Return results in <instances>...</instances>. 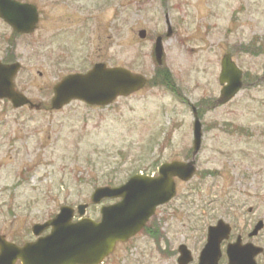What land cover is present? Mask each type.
Segmentation results:
<instances>
[{
    "label": "rangeland",
    "instance_id": "rangeland-1",
    "mask_svg": "<svg viewBox=\"0 0 264 264\" xmlns=\"http://www.w3.org/2000/svg\"><path fill=\"white\" fill-rule=\"evenodd\" d=\"M28 1L43 10L36 32L11 41L0 19V61L12 55L19 60L17 88L43 104L41 110L14 108L0 99V234L19 245L34 238L33 224L55 216L62 205L91 203L95 188L117 186L135 173L152 175L165 161L187 160L191 105L219 96L225 53L254 79L264 72V0ZM76 11L89 21L73 38ZM168 22L173 33L165 37V64L178 93L156 85L108 107L74 101L50 109L53 86L90 69L97 54L108 53V61L118 64L123 49L126 67L150 79L156 66L150 44L165 35ZM62 47L71 50L64 58L58 56ZM201 120L197 173L188 182L177 180V196L154 217L171 245L195 247L196 260L208 226L219 219L243 235L264 221V82L206 109ZM254 241L264 247V228ZM175 257H164L154 241L138 236L105 264H176ZM257 262L264 264L260 257Z\"/></svg>",
    "mask_w": 264,
    "mask_h": 264
},
{
    "label": "water",
    "instance_id": "water-1",
    "mask_svg": "<svg viewBox=\"0 0 264 264\" xmlns=\"http://www.w3.org/2000/svg\"><path fill=\"white\" fill-rule=\"evenodd\" d=\"M0 17L10 22L19 32H31L38 21L36 8L30 4H21L11 0H0ZM172 28L169 24L167 35ZM146 37V30L139 32ZM156 61L162 65L164 55L163 36L156 39L154 46ZM20 63L4 64L0 62V98L11 100L14 106L30 104L39 108L40 104L32 103L26 95L16 89L15 77L20 70ZM243 72L226 54L222 59L221 84L228 83L222 90L217 104H224L232 99L243 87ZM264 78V77H263ZM147 79L134 74L125 68H107L97 64L85 74L66 76L54 88L52 108L59 109L73 99H80L92 105H107L118 95H129L142 88ZM194 150L191 160L187 162L172 161L164 163L157 177L135 175L120 187H100L92 195L93 202H100L105 197H123L120 203L103 208V219L99 223L90 220L72 224L73 209L63 206L55 220L43 225L36 224L35 234H40L44 226H53L52 233L39 238L34 243L18 247L0 236V264H15L17 259L22 264H98L113 251L119 240H128L135 235L155 213L156 208L169 202L176 195L175 177L189 181L196 172V155L202 144V123L194 108ZM86 205H79L80 215L84 214ZM263 228L259 222L251 235L258 234ZM231 232L229 224L220 220L210 226L208 242L201 252L199 264H218L221 256L220 243ZM262 248L253 244L245 246L238 242L228 248V264H256L255 257ZM190 252L183 246L180 264H188Z\"/></svg>",
    "mask_w": 264,
    "mask_h": 264
},
{
    "label": "flooded vegetation",
    "instance_id": "flooded-vegetation-1",
    "mask_svg": "<svg viewBox=\"0 0 264 264\" xmlns=\"http://www.w3.org/2000/svg\"><path fill=\"white\" fill-rule=\"evenodd\" d=\"M20 2H31V1H28V0H18ZM33 3V2H31ZM83 5V7L85 6L84 4H81ZM38 8V13H39V23L37 25V27L39 28L41 26V24H43V21H44V15H43V10L41 9L40 6H37ZM98 10V9H97ZM76 13V14H74ZM73 14V17L71 18L70 20V23L72 24V32H71V35L73 36V38H76V37H79L81 34H78V30H85V25H84V21L86 20L87 21V24H88V21H89V18H87L88 16L86 14H82V13H79V12H74ZM43 15V16H42ZM83 25H84V28H83ZM8 27L10 28L11 30V36H12V40L13 41L14 39H16L18 37V34H14V30L12 29V27L10 25H8ZM38 30V29H37ZM84 36V35H83ZM82 36V37H83ZM43 39L42 41V45H40L41 49H42V55L45 57V50L46 48L48 47V45L45 44V40H44V37H41V40ZM136 44L138 42H135ZM119 45L124 48V45H125V41H124V37L122 35V39L120 40L119 42ZM150 45H153V43H151ZM74 46V45H72ZM86 46V45H85ZM71 53V50L68 49V52L65 51V49L62 47V49L60 50V54H58V56L61 58H64L65 56H67L68 54ZM55 55H56V52H55ZM124 51L123 49L120 51V54H119V62L118 64H111L108 59H109V56H108V53H102V54H97L96 55V61L94 63H91V65L93 66L94 64L96 63H105L107 64L108 66H121V67H126L125 63L123 62L124 61ZM91 66V67H92ZM129 68V67H128ZM133 70V69H131ZM160 71H158L156 68L154 69V72L152 74V76L154 78H156L158 76V73ZM187 103V101H186ZM211 105L210 104H206V105H199V107L201 109L203 108H208L209 106ZM154 175H157V172L155 171L154 172ZM115 201H118V200H105L103 201L102 203L100 204H93V205H89L87 210H86V216L94 221H99L101 219V209L102 207L104 206H108L110 204H113ZM50 219H47L45 221H48ZM82 218L78 217L76 214L75 216L70 220L71 222H78V221H81ZM44 221V222H45ZM155 229V222L154 221H151L150 220V225L146 228V230H142L140 233H138L136 236H134L133 238H131L130 240L126 241V242H118L116 244V247H115V250L112 254H110V256H108L104 262L102 264H105L106 261L110 260L112 256H114L115 254L118 253V251L122 248V247H126L129 248L133 242V240L138 237V236H143V237H147L149 239H151L152 241H154L156 244H157V241L156 239L154 238L153 236V231ZM51 232V227H48L46 228L42 235H47L48 233ZM159 244H157L158 248H159V251L160 253L166 257V258H169V259H172L173 257V254L176 255L175 257V262L176 264H178L177 260H178V255H179V247L180 245L182 244H186V246L188 247V249L191 251L192 253V261L189 263V264H198V259L196 260V251H195V247L193 246H190L188 243H184V242H181L179 243L178 245H171L170 242H168L167 240H165V235H159ZM238 238H240L242 240V244H245V243H255V238H252L249 236V233L247 235H243V234H230L228 236V238L226 240H224L222 243H221V249H222V252H223V255L222 257L220 258L219 260V264H226L227 263V256H226V250H227V247L229 246L230 243L232 242H235ZM35 237L31 240H34ZM206 239V237H204V240ZM30 240V241H31ZM258 245V244H256ZM260 246V245H259ZM261 258L264 262V253L260 254L257 258ZM16 264H20V261H18Z\"/></svg>",
    "mask_w": 264,
    "mask_h": 264
},
{
    "label": "trees",
    "instance_id": "trees-1",
    "mask_svg": "<svg viewBox=\"0 0 264 264\" xmlns=\"http://www.w3.org/2000/svg\"><path fill=\"white\" fill-rule=\"evenodd\" d=\"M248 49V48H247ZM251 50V49H250ZM163 83L166 85V86H169L171 88H174L172 86V83H173V77L171 75V73L168 71V70H164L163 73Z\"/></svg>",
    "mask_w": 264,
    "mask_h": 264
}]
</instances>
